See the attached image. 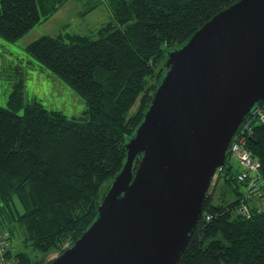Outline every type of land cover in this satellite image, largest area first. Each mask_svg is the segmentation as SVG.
Masks as SVG:
<instances>
[{
  "label": "trees",
  "instance_id": "trees-1",
  "mask_svg": "<svg viewBox=\"0 0 264 264\" xmlns=\"http://www.w3.org/2000/svg\"><path fill=\"white\" fill-rule=\"evenodd\" d=\"M66 1L0 0V38L17 41ZM236 1L106 0L111 17L91 34L46 35L26 46L86 108L81 117L68 118L36 98L24 102L22 80L12 84L8 107H0V233H7L6 259L48 264L50 253L60 254L81 236L125 162V145L150 104L166 53ZM255 108L264 112V100L243 119L249 129L242 136L256 171L238 181L242 169L233 166L227 150L177 264H264V121ZM138 163L137 157L135 167ZM20 232L29 251L13 253L12 236Z\"/></svg>",
  "mask_w": 264,
  "mask_h": 264
},
{
  "label": "water",
  "instance_id": "water-1",
  "mask_svg": "<svg viewBox=\"0 0 264 264\" xmlns=\"http://www.w3.org/2000/svg\"><path fill=\"white\" fill-rule=\"evenodd\" d=\"M163 67L96 218L48 264L178 263L232 136L264 100V0L220 11Z\"/></svg>",
  "mask_w": 264,
  "mask_h": 264
},
{
  "label": "rangeland",
  "instance_id": "rangeland-1",
  "mask_svg": "<svg viewBox=\"0 0 264 264\" xmlns=\"http://www.w3.org/2000/svg\"><path fill=\"white\" fill-rule=\"evenodd\" d=\"M92 2H97L96 7L88 9ZM109 11L106 0H67L52 16L35 25L17 41L8 42L0 38V107H8L12 84L21 79L24 102L36 98L46 108L59 110L68 118L81 117L86 108L83 98L63 79L31 57L25 48L46 35L55 36L66 32L91 34L108 21ZM22 111L21 108L17 113L22 114ZM230 160L234 167H239L233 155ZM212 188L209 187V193ZM22 240L21 232L12 236L13 253L29 251ZM57 255L52 252L47 259L52 260Z\"/></svg>",
  "mask_w": 264,
  "mask_h": 264
},
{
  "label": "built area",
  "instance_id": "built-area-1",
  "mask_svg": "<svg viewBox=\"0 0 264 264\" xmlns=\"http://www.w3.org/2000/svg\"><path fill=\"white\" fill-rule=\"evenodd\" d=\"M253 113L257 114L259 121L261 122L264 121V112L260 110V108H255L253 110ZM248 129H249L248 119L243 120L240 123L238 129L236 130V133L233 135V139H231V142L228 146V151L230 155L234 156V159L242 169L237 176L238 181H243L249 173L254 174L258 166L257 162L252 158L251 154L243 146L242 132ZM221 169L222 167H219L215 171L213 180L217 177ZM260 205L264 210V198L261 200ZM6 237H7L6 232L0 233V264H11V261L6 259V252L8 249V243Z\"/></svg>",
  "mask_w": 264,
  "mask_h": 264
},
{
  "label": "crops",
  "instance_id": "crops-1",
  "mask_svg": "<svg viewBox=\"0 0 264 264\" xmlns=\"http://www.w3.org/2000/svg\"><path fill=\"white\" fill-rule=\"evenodd\" d=\"M64 5V4H63ZM62 5V6H63ZM107 6H108V4H107ZM109 8V7H108ZM109 10H110V8H109ZM110 17H111V11H109V18H108V20L110 19ZM59 34V33H58Z\"/></svg>",
  "mask_w": 264,
  "mask_h": 264
}]
</instances>
